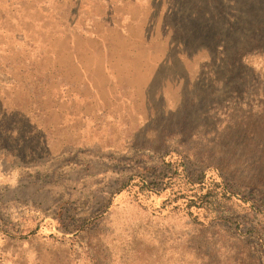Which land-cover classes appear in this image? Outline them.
<instances>
[{
    "label": "rangeland",
    "instance_id": "obj_1",
    "mask_svg": "<svg viewBox=\"0 0 264 264\" xmlns=\"http://www.w3.org/2000/svg\"><path fill=\"white\" fill-rule=\"evenodd\" d=\"M56 90L85 136L31 167ZM0 264H264V0H0Z\"/></svg>",
    "mask_w": 264,
    "mask_h": 264
},
{
    "label": "crops",
    "instance_id": "obj_2",
    "mask_svg": "<svg viewBox=\"0 0 264 264\" xmlns=\"http://www.w3.org/2000/svg\"><path fill=\"white\" fill-rule=\"evenodd\" d=\"M13 74H15V71L13 72ZM5 77L7 81H10L9 79L13 81V87L8 88L7 90H3L1 88V120H14V122L19 125V128H16V126L14 128L13 134H16V130L17 132H19L20 126L22 125L23 104L24 106L26 105V102H30L31 104L34 95H26L24 93H21L18 85V82L20 80L16 78L15 75L4 76V78L1 79V87L3 80H5ZM10 90H12L13 93L10 92ZM53 92V100L46 108L45 119L46 121H48L46 127L43 128L41 124L38 123L34 126L35 120H31L34 122L32 127L30 128V134L28 137L30 138V150L28 154L30 160L28 164H30L31 167L34 166L35 163H60L63 160V157H67L71 150H75L77 148L76 144H70V142L73 140L76 142V139L79 138V136H81L82 138L85 136V113L81 111L80 114L78 109H73L69 104L71 100L67 98L63 99L59 95L58 90ZM8 93H12L11 96L14 95L12 100H10V95ZM78 99L79 98L77 97V101ZM42 112V109L38 110L39 115L37 116L36 121L43 120ZM38 113L35 112V115H37ZM15 147L18 149V152H22L21 147H17V145ZM38 156H40V158H37ZM36 159L39 163H37ZM16 164L17 163H15L13 167H23V165Z\"/></svg>",
    "mask_w": 264,
    "mask_h": 264
}]
</instances>
